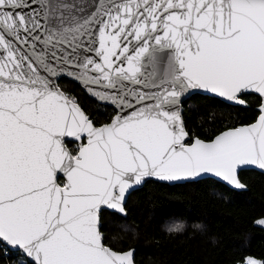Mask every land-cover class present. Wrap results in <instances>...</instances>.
Here are the masks:
<instances>
[{"label": "snow or ice", "instance_id": "1", "mask_svg": "<svg viewBox=\"0 0 264 264\" xmlns=\"http://www.w3.org/2000/svg\"><path fill=\"white\" fill-rule=\"evenodd\" d=\"M62 76L111 102V122L97 127ZM199 90L254 94L258 116L189 144L180 98ZM243 165L264 169V0H0V245L31 264H134L105 245L104 207L126 215L148 177L243 188Z\"/></svg>", "mask_w": 264, "mask_h": 264}, {"label": "trees", "instance_id": "2", "mask_svg": "<svg viewBox=\"0 0 264 264\" xmlns=\"http://www.w3.org/2000/svg\"><path fill=\"white\" fill-rule=\"evenodd\" d=\"M58 84L96 124L115 113L75 81L61 77ZM241 97L247 106L200 93L184 99L182 114L190 139H210L222 129L253 121L259 97ZM68 147L75 145L68 142ZM239 177L246 189H232L212 177L174 184L147 180L130 193L125 216L102 210L104 243L116 250L135 247V264H243L248 257L264 264V224L259 223L264 219V173L242 169ZM181 220L183 231H164L163 225ZM195 222L203 229L194 228ZM18 258V251L0 245V264H31Z\"/></svg>", "mask_w": 264, "mask_h": 264}, {"label": "water", "instance_id": "3", "mask_svg": "<svg viewBox=\"0 0 264 264\" xmlns=\"http://www.w3.org/2000/svg\"><path fill=\"white\" fill-rule=\"evenodd\" d=\"M166 60H167V54L164 53V54H162V62H161V64H160L159 66H157L156 69H155V71H156L158 74H159L160 72H162V69H163V63L166 62ZM153 70H154V69H153L151 66H149V67L146 69V71H153ZM62 77H66V78H68V79H71V80L75 81L77 84H79V85L81 86V88L83 89V91H84L89 97H91V98L97 100V101L100 102V103L111 105V106L115 109V113L113 114V116L111 117V119L116 115L117 109H116V107H115L114 105L111 104V102H109V101H101L97 96H94V95L90 94L89 91H88V90H87V89L81 84V82H79V81L76 80L75 78H70V77H68V76H62ZM60 78H61V77H60ZM60 78H59V79H60ZM59 79H58V80H59ZM58 80H57V84H58ZM58 85H59V84H58ZM59 87H60V86H59ZM91 87H92L93 89H95L96 91H99V92H101V93H103V91H104L102 88H99V86H91ZM60 88H61V87H60ZM61 90H62V88H61ZM62 91H63V90H62ZM193 93H200V94H206V95H209V96L217 97V96H215L214 94H211V93H205V92H203L202 90H199V91H193V92H191V93L184 94V95L180 98V109H181V113H183L182 101H183L184 99H186L187 97H189V96H190L191 94H193ZM217 98L220 99V100H222V99L219 98V97H217ZM240 99H243V100L245 101V99H244L243 97H240ZM226 103L233 104V105H241V104L236 103V102H226ZM258 105H259V104H258ZM258 105L255 106L256 109H258ZM241 106H247V102L245 101V104H243V105H241ZM81 108H82V107H81ZM82 109H83V108H82ZM83 110H84V109H83ZM84 111H85V110H84ZM85 113L89 116V114H88L86 111H85ZM257 116H258V114L256 115L255 119L257 118ZM89 118H90L91 120H93L90 116H89ZM182 118H183V114H182ZM111 119H110L109 121H107V122L99 123V124H96L94 121H93V122L95 123V125H96L97 127H99V126H102V125H104V124L110 123V122H111ZM255 119H254L253 121L249 122V123L238 124V125H236V126H232V127H228V128L222 129L221 131H219L218 133H216V134H215L212 138H210V139H203V138L198 137V136H193V137L190 139V135H189V137L187 138V143L190 144V143H192L195 139H201V140H204L205 142H208V141L214 139L216 135H219V134H220L221 132H223V131L229 130V129L234 128V127H240V126H244V125L251 124V123H253V122L255 121ZM183 122H184V119H183ZM184 125H185V123H184ZM185 129H186V127H185ZM186 131H187V129H186ZM187 132H188V131H187ZM189 139H190V140H189ZM188 140H189V141H188ZM242 169H255V170H257V171H260V172L264 173V169H260L258 166H255V165H243V166H240V167L238 168V170H237V176H238V179H239L240 183L243 185V188H237V187L234 186V185H230V184H228V182L223 181L222 178L216 177L215 174H213V173H204V174H201V175H200L199 177H197V178H190V179H188V180H180V181H161V180H159V179H157V178L148 177V178H144V180L142 181V183H141L140 185H134L131 189H129V190L126 192V198H125V201H124V207H125V205H126V202H127V200H128V197H129L130 193H131L134 189H137V188L141 187V186H142L147 180H155V181L164 182V183H168V184H174V183H183V182H186V181L197 180V179L205 178V177H212V178H214V179H216V180H218V181L224 183L225 185H227L228 187H230V188H232V189H235V190H243V189H246L247 186H246V184H245L244 182L241 181V179H240V177H239V171L242 170ZM61 178H62V177H61ZM62 179H63V178H62ZM103 209H106V210H109V211H114V210L108 209L107 207H104ZM114 212L118 213L117 211H114ZM118 214H119V215H122V216H125L124 214H120V213H118ZM101 232H102V231H101ZM102 235H103V232H102ZM105 245H106V246H109V245H107L106 243H105ZM109 247H110V246H109ZM7 248L10 249V250H16V251H19L18 249H14V248H12L11 246H8ZM113 250H116V249H113ZM116 251H132V252H133V258H134L135 247H129V248L124 249V250H116ZM19 252H20L21 254H23L21 251H19ZM23 255L26 257L25 254H23ZM26 258H27V260L31 263L30 258H28V257H26ZM134 264H135V262H134Z\"/></svg>", "mask_w": 264, "mask_h": 264}, {"label": "clouds", "instance_id": "4", "mask_svg": "<svg viewBox=\"0 0 264 264\" xmlns=\"http://www.w3.org/2000/svg\"><path fill=\"white\" fill-rule=\"evenodd\" d=\"M164 231L167 233L181 232L185 228V221H175L172 223H168L162 226ZM193 227L197 230L203 229V224L201 222H195Z\"/></svg>", "mask_w": 264, "mask_h": 264}, {"label": "built area", "instance_id": "5", "mask_svg": "<svg viewBox=\"0 0 264 264\" xmlns=\"http://www.w3.org/2000/svg\"><path fill=\"white\" fill-rule=\"evenodd\" d=\"M14 251H16V250H14ZM18 259L20 262L28 261L27 258L23 254H21L20 252H19V258Z\"/></svg>", "mask_w": 264, "mask_h": 264}, {"label": "flooded vegetation", "instance_id": "6", "mask_svg": "<svg viewBox=\"0 0 264 264\" xmlns=\"http://www.w3.org/2000/svg\"><path fill=\"white\" fill-rule=\"evenodd\" d=\"M258 114V113H257Z\"/></svg>", "mask_w": 264, "mask_h": 264}]
</instances>
